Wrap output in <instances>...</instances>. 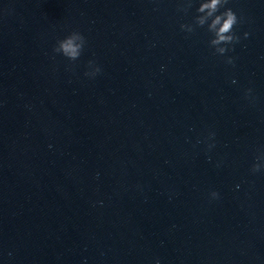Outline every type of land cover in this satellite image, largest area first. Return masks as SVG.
Returning <instances> with one entry per match:
<instances>
[{"label": "clouds", "instance_id": "9594fccd", "mask_svg": "<svg viewBox=\"0 0 264 264\" xmlns=\"http://www.w3.org/2000/svg\"><path fill=\"white\" fill-rule=\"evenodd\" d=\"M228 3V0H201L197 12L200 15L195 17V24L199 27H203L207 24V30L213 34V39L210 40V45L215 48L216 53L223 55L228 49L220 45H230L239 42V37L233 33V28L238 23L236 13L231 8H226L223 12L220 9ZM188 7H191L189 2ZM185 11L187 9H184ZM219 13V14H217ZM203 14V15H202ZM210 21V22H209ZM182 29H186L189 32L194 29L189 25H181ZM248 33H245V38L248 37ZM86 45L85 37L79 31H72L66 37L57 41L53 51L58 54H62L70 61H76L82 54V51ZM227 63L234 64L232 58H228ZM93 64L89 61V67ZM101 71L99 67H95L92 71L86 72V76L94 77ZM235 83V81H233ZM251 92V89L248 90ZM215 133H210L209 138H214ZM214 144H209L208 148L211 149ZM264 160V153L257 156V161ZM262 165L260 163H254L251 171L253 173L261 171ZM239 187V186H237ZM213 198H218L219 193L213 191L211 193ZM159 264V262H157Z\"/></svg>", "mask_w": 264, "mask_h": 264}]
</instances>
